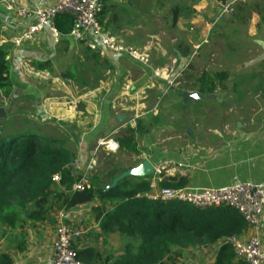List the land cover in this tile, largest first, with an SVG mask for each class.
Masks as SVG:
<instances>
[{
	"label": "crops",
	"instance_id": "0c3cea01",
	"mask_svg": "<svg viewBox=\"0 0 264 264\" xmlns=\"http://www.w3.org/2000/svg\"><path fill=\"white\" fill-rule=\"evenodd\" d=\"M14 1L19 7L25 6L31 9L48 8L55 2V0ZM166 1L167 0H105L104 5L107 10L104 16L101 17V24L99 23L104 32L121 38L122 34L131 35L133 31L141 29L144 30L142 33L145 35V38L156 41H151L150 44L152 46L155 45L157 48L154 47V50L148 53V66L141 65L131 60L129 61V59L126 58L125 59L131 63L123 65L117 58H122L123 56L110 53L101 55L108 54L106 56L110 59V62L102 60V66H105L104 62H108V67L113 68L112 71L114 75L109 79L111 80L109 81L110 85L107 86L103 84L95 88L93 90L94 93L90 92L91 95L86 94V96L82 98L85 100L87 98H92V96L95 97L96 94H101L100 97H95L99 101L104 100L101 110H95L84 103H81L86 107L84 112L75 110V106H72V104L75 103L71 102L70 99L64 102V108H60L58 102L49 100L47 106L49 114L57 120L70 122L68 127L73 137L70 136L68 139L70 144L65 142L63 146L74 154L73 161L78 163V173H82L89 157L94 150L97 149L99 141L103 139L115 141L120 135L116 138H112L113 136L111 135H115L119 132L122 133L124 131L123 129L127 126L131 128L136 126V120L140 118L138 117L135 119V117H137L135 114L128 118L126 114L135 112L137 108H144V105L148 104V93L153 88L158 89L161 94H171V96L178 94L180 96L181 93L178 92L182 90L179 89L180 85L176 86V84L182 83V78L171 75L166 78H157L154 77L152 72L154 69L168 68L172 71L175 65H177V68L184 67L191 62V58L195 56L193 54L201 52V49L198 45L196 47L195 43H190L191 41H182L180 43L179 40L175 41L176 39H173L171 41V43L174 44L171 49L172 58L169 54V50L161 47V45L157 43L161 41V38L165 35L163 28L172 30L176 27L180 29H182V27L183 29L184 27H188L191 28L190 31H192L198 24L204 25L206 22L208 25H211L214 18H210L208 16L209 14L207 15V7L212 10L214 7L219 6L222 9L223 4L227 2V0H173V2H171L173 6L178 5L186 10H182L179 13L175 26L171 28V26L167 25L168 16L171 14L166 11L160 12L162 8H160L158 4V2L164 3L166 6V4H168ZM142 3H147L149 5L148 12H145L144 9L140 7ZM168 8L169 6H167V9ZM124 11L127 13L123 14ZM0 14V48H3L4 51L7 52L5 60L8 63V75L13 86V78L18 81V77H20L21 81H23L19 73V65L21 58L28 55L26 51H19L24 49V47L29 48L32 46L33 54L35 55L40 52L39 50H41L45 42H47L49 46H51L52 42L49 33L44 31L37 35L34 40L24 42L20 47H16L12 40L29 25L30 20L17 17L13 13L7 12L2 7H0ZM2 15L4 18H2ZM163 25H165V27H163ZM210 31L211 29L209 32ZM46 39L48 41L50 40L49 42L51 44ZM63 42L66 43L64 45L66 50L72 51L74 46L76 47L74 44L76 41L71 42L69 40L60 39L58 44ZM132 42H134V40H132ZM138 42L139 41H136L134 43ZM77 45L79 47H85L81 42ZM190 45L192 47H190ZM184 49H188V52L192 53L190 57H181V51ZM208 49H210L209 44H207L206 50ZM51 55H56V51H52ZM10 58L12 59L11 62H9ZM99 67L100 66L97 68ZM13 70L16 71L14 72ZM110 72L111 71L108 70L107 74ZM123 74L128 75L127 77L125 76L127 82L125 88L122 90L119 88V80H122L121 75ZM65 77L68 78L67 76ZM68 80L69 78L65 81L68 83ZM228 80L229 77L226 82H228ZM49 81L50 84L54 86L53 88L55 91L60 90L58 87L59 84L62 86L65 85L63 82L58 83L60 80H58L56 76H49ZM37 82L40 84L39 81ZM226 82L224 90L217 91L223 92L225 95L227 92L232 105L237 106L238 101H241L238 103L242 105L244 103L242 102V93H244L243 85L246 84L244 79L242 77L236 78L229 89ZM20 83L25 84L24 82ZM127 87L130 91H126ZM12 89L13 87L10 90H6V93L0 91V115L5 116L6 111L10 108L7 106V103ZM51 90L53 89L51 88ZM69 91L68 89L67 92ZM183 91L196 93L194 90L183 89ZM217 91L215 90V92ZM34 92L36 93V97L38 95V98L42 99L41 92L36 89H34ZM105 92H108L106 96H104ZM50 94L52 93L50 92ZM12 95L15 97L14 94ZM235 96L236 99L234 98ZM138 98H142L144 102L137 106L127 105V102H125L131 99L137 100ZM122 99H124V101L120 102ZM235 109L234 107L228 111L230 113L232 110L236 112ZM238 110H240L237 113L239 116H241V113L245 112V108L242 112L240 107ZM182 112L185 113V110L181 109V113ZM219 114L227 115L228 113L221 111ZM118 117H121L120 121L117 120ZM250 118H252L251 115ZM253 118L250 121L246 120L244 123L238 121L235 124L203 122L188 126L179 125L175 128L167 127V130L172 132L176 129L181 130H177L176 137L172 139L170 136H167L164 142H167V145L170 144V146H164L161 155L155 156V160L150 159L149 161L152 165L164 159H175L179 163H182L184 165L182 169L178 170L173 175L164 176L163 180L167 178H176L178 181L179 178H184L185 185L183 187L193 189L221 188L237 182H250L253 184L264 183V117H260L256 122H254ZM74 124L79 130H82L81 134H79V130L74 127ZM146 125L147 126H144L146 140L143 143L145 151L139 152L138 148H136L139 152L137 158L139 162L126 168V171L136 168L144 160H148V124ZM185 129L187 131H185ZM97 135H99L98 138H96ZM92 142H95V145L93 148H90ZM130 179L132 182H137L139 178L130 177ZM142 179L148 180V177ZM53 188L64 191V187L59 185H54ZM53 206L54 207L48 211L44 220L36 222L26 221L13 232V237H9L2 241L0 251L10 256L13 264H51V248L55 239V227L58 224L57 217L60 211L65 213V222L74 225L82 232V236L74 243V248L79 260L84 264H120L121 256L124 254L126 247L128 245L135 247L139 242L135 240V238L119 235L113 228L106 227L102 229L100 224L101 216L97 220L96 216L100 211L104 214L113 208V203L109 201L101 203L97 199H94L91 202L77 206L71 210H58L56 204ZM251 233V230L246 229L244 233L237 237L241 241H246ZM259 236L264 241V212L259 226ZM221 245L222 243L217 242L207 248H188L183 251V256L179 264H213L216 260V253Z\"/></svg>",
	"mask_w": 264,
	"mask_h": 264
},
{
	"label": "trees",
	"instance_id": "16d2710c",
	"mask_svg": "<svg viewBox=\"0 0 264 264\" xmlns=\"http://www.w3.org/2000/svg\"><path fill=\"white\" fill-rule=\"evenodd\" d=\"M158 4L160 8L165 6L164 3ZM106 10L103 5L98 17L100 24ZM167 10L171 14L170 26L173 28L179 13L186 9L174 5ZM253 17L259 19L258 27L264 25V0H236L227 18L221 17L211 22V32L216 37H227L225 30L228 26H244ZM52 25L61 39L68 41L73 26L71 15L57 14ZM85 50L90 57H98L99 52L86 47ZM188 51H181V57H190L191 52ZM6 56L7 52L0 48V91L4 93L12 88ZM33 64L37 70L46 68L45 62ZM186 75V81L191 80L192 74ZM228 77L226 71L216 72L212 76L203 73L194 79L191 87L186 84L184 89L211 95L217 87L224 90ZM144 133V126L138 120L134 128L127 126L115 139L118 151L139 154L136 138ZM73 160L74 154L54 138L39 137L32 133L0 136V242L13 237V232L26 221L44 220L54 204L58 210H71L97 199L101 203H113L109 212L102 214L100 211L96 216V220L101 216L102 229L113 228L119 235L139 241L135 247H126L120 264H179L184 250L207 248L217 242L222 245L213 264H237L234 262L233 249L225 240L240 236L247 226L234 209L220 206L199 210L187 204L151 201L146 196L150 191L149 181L142 178L137 182L126 178L107 189L118 175L126 171L117 167L116 163L110 169L100 171V174H91L89 187L82 192H75L71 189L74 179L66 170ZM58 173L61 175L60 183L55 184L52 177ZM54 185L64 187V191L54 189ZM160 185L183 187L185 179L179 178L177 181L176 178H167ZM0 264L13 262L7 253L0 251Z\"/></svg>",
	"mask_w": 264,
	"mask_h": 264
},
{
	"label": "rangeland",
	"instance_id": "374dc122",
	"mask_svg": "<svg viewBox=\"0 0 264 264\" xmlns=\"http://www.w3.org/2000/svg\"><path fill=\"white\" fill-rule=\"evenodd\" d=\"M166 2L168 4H166L160 12H168L167 6H169V8L173 6V3H171L173 0H167ZM148 6L147 3H142L140 5L145 12H148ZM220 9L219 6L214 7L212 10L207 7V15L209 14L208 16L214 18L215 21H218L223 17L227 18L230 12L224 8ZM125 13L127 12L124 11L123 14ZM258 22V18H252L250 23L244 26H228V29L225 30L227 37H216L215 34H212L211 32L212 26L208 25L206 22L204 25L198 24L192 31H190L191 28L188 27H184V29L183 27L182 29L176 27L172 30L163 28L165 35L161 38V41L157 43L161 45V47L169 50V54L172 58L173 55L171 49L174 44H172L171 41L173 39H176L175 41L179 40L180 43L182 41H191L190 43H195L196 47L198 45L201 49V52L193 54L195 56L191 58V62L184 67L177 68V65H175V67L172 68V71L169 68L160 69L163 73H166L167 76L171 75L182 78L183 82L176 84V86L180 85L179 89L183 91L186 84L190 86L194 79L201 76L203 73L212 76L216 72L226 71L229 74V80L226 82L228 89L236 78L242 77L244 79L246 83L243 85L244 93H242V102L244 103L241 105L238 103L241 101H238L237 106L232 105L227 92L226 95L223 94V92H219L223 91L220 90L219 87L216 89V91H219L213 93V95L211 94L210 96L213 97L209 100L201 99L197 102L188 101L185 103L182 102L181 96L178 94H175L174 96H171V94L165 95L161 94L158 89L153 88L148 93V104H145L144 108H137L135 112H129L126 114L128 115V118L135 114L137 116L135 119L139 117L140 119L137 120L140 121L143 126H147L146 124H148V161L154 159L155 156L161 155L164 146H170V144L167 145V142H164L167 136H170L172 139L173 137H176L177 130H181L176 129L172 132L170 130L168 131L167 127L175 128L179 125L188 126L203 122L235 124L240 121L244 123L246 120H252L253 117H255L253 119L254 122H256L260 117H264V25L258 27ZM167 25H171L170 15L168 16ZM163 27H165V25H163ZM210 29L211 31L209 32ZM139 30L141 29L133 31L131 35L122 34L121 38L123 40L120 37L119 39L133 48L145 50L148 54L150 51L154 50V47H156L155 45L152 46L150 42L156 41L145 38V35L142 33L144 30ZM68 40L74 42L71 38ZM132 40H134V42H139L134 43ZM79 43L80 42L74 43L76 47L74 46L72 51L64 48V45L66 44L65 42L56 45L50 43L51 46L45 42L41 50H39L40 52L35 55L33 54L32 46L29 48L24 47V49L19 51H26L28 54L26 57L21 58L19 65V73L21 74L23 81H21L20 77H18V81L14 78L12 80L13 89L7 103V106L10 107L8 110L9 112L6 111L5 116L0 115V136L5 134L21 136L32 133L39 137L54 138L61 141L62 144L65 142L70 144V141L68 140L70 136H72L68 127L70 122L57 120L49 114L47 107L49 100L58 102L60 108H64V102L70 99L71 102L75 103L72 104L73 107L75 106L74 109L83 112L86 110L84 104L89 105L98 111L102 109L104 100L99 101L95 98L100 97L101 94H96L95 97L92 96V98H87L85 100L82 98H84L86 94H90V92L94 93L93 90L103 84H106L107 86L110 85L109 81L111 80L109 79L114 75L112 71L113 68L108 67L110 59L106 56L108 54L101 56L106 52L98 53L97 58L90 57L86 53L84 46L79 47L77 45ZM207 44L210 45V49L208 50H206V47L204 48ZM190 47L192 46L190 45ZM52 51H56V55H51ZM117 58L123 65L131 63L129 62L130 59L129 61L126 60L128 59L127 57ZM11 60L12 59L10 58L9 62H11ZM102 60L108 61H103L105 66H102ZM34 62H45L46 68L43 70H37L34 67ZM98 66L100 67L97 68ZM108 70L111 72L107 74ZM187 73L192 74V77L190 78L191 80L189 81H186L188 79H185L186 76H188L186 75ZM127 75L128 74L121 75L122 80H119V88L122 90L126 86L127 79L125 76L127 77ZM49 76H56L58 80H60L58 83L63 82L65 85L62 86L59 84L58 87L60 90L55 91L53 88L54 86L50 84ZM65 76L69 78L68 83L65 81L68 79ZM37 81H39L40 84ZM20 82H24L25 84H21ZM128 87L126 91H130ZM51 88L53 90H51ZM34 89L42 93V99H39L38 95L36 97ZM68 89L70 90L69 92H67ZM186 90L190 89L188 88ZM50 92L52 94H50ZM107 93L108 92H105L104 96H106ZM12 94H14L15 97H13ZM234 98L236 99V96ZM123 101L124 99L120 102ZM125 102H127V105L130 104L137 106L144 102V100L138 98L137 100L131 99L126 100ZM232 106L236 108V112L232 110L230 113L228 110L234 108ZM239 107L241 112L244 111L245 108V112L241 113V116L237 114L238 111H240L238 110ZM181 109H184L185 113H181ZM221 111H225L228 114L221 115L219 114ZM250 115L252 118H250ZM74 127H76L75 124ZM76 128L78 129V127ZM185 131L187 130L185 129ZM78 132L81 134L82 130H79ZM120 133L121 132L111 136H113L112 138H116ZM99 135H97L96 138H98ZM145 140V133L141 136H137L136 143L139 152L145 151L143 147ZM94 145L95 142H92L90 148H93ZM96 150H94L96 153V166L91 174H100V171L110 169L113 163H116L119 168L126 169L139 162L137 159L139 154H132L123 151L107 153L101 147H97ZM170 160L178 162L175 159H164L162 161ZM148 180H150L149 177ZM162 181L163 178L161 183ZM161 187L164 186L161 185ZM1 245L2 241L0 242V247Z\"/></svg>",
	"mask_w": 264,
	"mask_h": 264
},
{
	"label": "built area",
	"instance_id": "2783aa9c",
	"mask_svg": "<svg viewBox=\"0 0 264 264\" xmlns=\"http://www.w3.org/2000/svg\"><path fill=\"white\" fill-rule=\"evenodd\" d=\"M105 0H55L48 8H28L17 6L14 0H0V7L17 17L30 20V24L12 41L16 47L22 43L32 41L40 33H49L51 42L56 45L61 37L53 28L52 20L59 13H67L73 18L72 30L69 38L81 42L93 52H106L127 57L141 65H149V56L145 50L133 48L125 44L118 37L104 32L99 25L98 17L103 9ZM236 0H227L223 8L231 12V6ZM154 77L166 78V73L160 69L153 70ZM107 153L118 151V144L111 139L98 142ZM97 151V150H96ZM96 166L95 151L89 157L82 173H78V163L71 162L66 170L74 179L72 191L82 192L90 185L89 176ZM152 174L149 176L150 191L146 195L151 201L187 204L195 209L204 210L226 206L234 209L246 223L247 229L252 233L246 241L238 237L225 240L233 249L234 262L237 264H264V241L259 236V226L264 212V183L253 184L250 182L233 183L221 188L188 187H161L164 176L173 175L184 165L175 161H162L152 165ZM61 175L52 177V182L59 184ZM58 224L55 227V239L51 248V264H84L82 263L74 243L82 236V232L74 225L65 222V213H58Z\"/></svg>",
	"mask_w": 264,
	"mask_h": 264
},
{
	"label": "water",
	"instance_id": "95a60500",
	"mask_svg": "<svg viewBox=\"0 0 264 264\" xmlns=\"http://www.w3.org/2000/svg\"><path fill=\"white\" fill-rule=\"evenodd\" d=\"M2 18H4V16ZM180 96H181L183 103L188 102V101L197 102L198 100H201V99L209 100L212 98V96L210 95H201L198 93H190L186 91H182ZM120 118L121 117H118L117 120L120 121ZM152 167H153L152 163H150L148 160H144L138 167L124 171L120 175H118L112 181L111 185L107 187V189L115 187V185H117L119 182H121L122 180L126 178L133 177V178L141 179V178L149 177L152 174Z\"/></svg>",
	"mask_w": 264,
	"mask_h": 264
}]
</instances>
